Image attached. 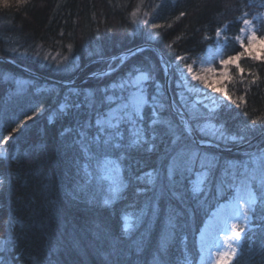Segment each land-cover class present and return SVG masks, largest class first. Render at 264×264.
Returning <instances> with one entry per match:
<instances>
[{
	"label": "trees",
	"instance_id": "trees-1",
	"mask_svg": "<svg viewBox=\"0 0 264 264\" xmlns=\"http://www.w3.org/2000/svg\"><path fill=\"white\" fill-rule=\"evenodd\" d=\"M139 3L140 0H27L22 5L21 0H10L7 6L0 3V56L63 81L72 79L79 71L80 80L106 73L77 86L80 95L69 101L71 107L67 110L60 106L70 87L31 77L39 86L60 91L57 97L53 92L46 99L34 95L40 97L39 103L43 105L35 107L42 110L37 116L34 115L38 112H27L24 103L17 105L18 101L13 100L15 108L11 106V100L6 97L14 89L13 83L0 78V149L4 151V156H0V264H154L156 259L161 264H196L200 258L197 237L201 228L211 211L234 193V188L228 187L230 179H225L223 191L217 194V186L225 178V168L232 163L247 162L249 154L260 155L264 150V137L236 153L203 149L190 141L193 148L215 157L217 167L211 190L193 199L185 179L183 200L166 194L160 201L159 212L154 214L146 209L139 224L133 218V227L127 234L126 214L145 208L153 199L152 191L134 196L133 189L142 186L134 181L121 199L106 205L107 193L100 186L93 184L81 189L82 156L74 144L75 131L68 134L65 130H76L86 120L94 122L96 109L85 106L89 93L99 101L103 89L129 79L138 69L147 71L152 78L148 92H155L156 84L162 86L161 100L166 105L163 115L180 125L171 111L164 70L154 50L136 51L121 66V60H112L141 45L156 46L169 61L174 107L186 115L194 128L203 129L195 132L201 141L235 148L264 131V62L241 60L245 73L258 79L252 85L239 80L238 90H234L243 97V104L222 107L212 115L185 91L173 67L180 56L202 55L214 44L217 30L226 29L229 36H237L241 18L245 13L253 17L262 12L264 0H143L134 22L131 13ZM145 12L152 13L151 17L145 16ZM145 19L147 24L140 23ZM152 23L163 27L153 29ZM259 23L264 30L263 23ZM239 51L232 40L226 55ZM45 54L56 55L57 61L50 62ZM65 58L72 60L68 64L70 71L69 66L59 67L67 65ZM0 69L25 75L2 62ZM53 97L56 101L50 104ZM76 103L81 106L72 107ZM17 111L21 116H15ZM28 116L34 117L27 119ZM148 118L146 110V122ZM254 120L256 124L252 123ZM17 128L19 131H14ZM206 128L212 131L207 132ZM163 147L161 144V150ZM134 155L146 162L137 174L160 163L157 153ZM170 208L179 213L177 227L161 252V242L169 232ZM251 226L233 264H264V203L259 200L251 214Z\"/></svg>",
	"mask_w": 264,
	"mask_h": 264
},
{
	"label": "snow or ice",
	"instance_id": "snow-or-ice-1",
	"mask_svg": "<svg viewBox=\"0 0 264 264\" xmlns=\"http://www.w3.org/2000/svg\"><path fill=\"white\" fill-rule=\"evenodd\" d=\"M4 2L7 6V0ZM142 5L143 0H140L131 13L134 22ZM144 15L151 17L152 13L145 12ZM180 15L183 16L184 13ZM246 15L247 13H245ZM176 19L179 20L180 16H177ZM241 19L244 25L239 29L241 35H237L234 39L239 42L243 51L236 55H230L226 59H220L219 63L223 66L221 84L224 79H228L229 65L235 66L238 73L241 74V82H243L245 69L239 63L242 57L264 62V55H261L264 53V35H258L259 30L254 27L251 20ZM140 23L147 24L148 20H142ZM168 26L171 27V25ZM151 27L156 29L162 28L163 25L152 23ZM216 36L217 38L221 36V30H217ZM224 39L227 40V37ZM245 39H247V43H245ZM258 45L261 46L259 50H257ZM217 54L222 55L223 53L218 49ZM178 59L185 62L182 68L177 66L184 79L190 76L191 80L202 83L205 88H211L213 92L221 93L227 100L239 107L237 100H233V97L229 95L226 86H216L194 70L195 60L187 63V57L180 56ZM205 63L210 64L211 60L202 58L201 66ZM201 70L203 69L201 68ZM208 71L214 72L215 69L209 68ZM130 75L131 79H123L115 83L114 87L109 86V88L103 89L102 99L99 101L96 100L94 94L89 93L85 97V106L96 109L94 122L86 120L76 130L73 128L65 130L68 134L75 131L74 144L79 147L82 156L80 166L84 180L81 185L82 190L93 184L100 186L107 193L104 200L106 205L121 199L132 187L134 181L140 182L142 185L133 189L134 196L141 197L148 191L154 193L153 199L146 203L145 208H140L139 212H133L131 215L126 214L124 218L125 234L133 227V218L137 224L142 221L143 216L146 215V209H151L154 214L158 213L160 201L166 194L174 199L183 200L185 179H188L187 191L193 199L205 196L211 190L214 170L217 167L215 157L193 148L189 143L192 141L194 133L202 132L203 129H196L191 123H185L183 120L179 126L173 124L163 115L166 105L161 100L162 86L156 84L155 92L150 94L148 84L152 78L147 71L138 69L135 74ZM256 79L258 77H254L251 83H255ZM237 99L242 100L243 97ZM97 105L104 107L105 110L100 111ZM80 106L78 103L72 105L76 108ZM146 110L149 113L147 122ZM27 119H32V117L28 116ZM252 123L256 124L257 121L254 120ZM14 131H19V128ZM165 137L168 139L166 140ZM161 144L164 145L163 150L160 148ZM134 153H157L160 163L151 167L150 170L137 174L140 166L146 162L138 159ZM3 155L4 152L0 150V156ZM249 156L248 162L229 164L225 168V178L217 186L219 195L224 189L225 179H230L228 187L234 188L236 195L233 198L230 213L225 220L224 240L215 245V264H230V261L237 257L238 242L251 220L250 214L253 213L258 200L264 203V150L259 156L254 153ZM257 193L260 194L259 197ZM204 202L206 203L207 200ZM130 207L135 208L136 205H130ZM178 215L179 213H176L175 210L169 209L167 220L169 232L161 242V252L166 249L168 241L174 234ZM154 264H161V261L156 259Z\"/></svg>",
	"mask_w": 264,
	"mask_h": 264
},
{
	"label": "rangeland",
	"instance_id": "rangeland-1",
	"mask_svg": "<svg viewBox=\"0 0 264 264\" xmlns=\"http://www.w3.org/2000/svg\"><path fill=\"white\" fill-rule=\"evenodd\" d=\"M10 0H7V2ZM27 0H21V5L25 3ZM0 3H5L4 0H0ZM243 19H249L253 22V25L256 29H258V35H264V30L259 27V22H262L264 25V10L260 13H256L253 17H249L248 14L246 16H243ZM243 23L241 20V27H243ZM238 35H241L239 32ZM245 36L247 34H244ZM224 37H227V40L224 39ZM236 37V36H235ZM234 41L235 48H239L240 51H243V49L240 47L239 42L234 39V37H231L227 34L226 29H221V36L217 38L215 36L214 39V44L211 46H208L206 51L195 58H187V63H191L193 60L196 61V64L194 65V70L199 72L201 75L205 76L210 83L216 85V86H226L227 90L229 92V95L233 97V100H237V103L243 104V99L238 100L237 98L239 97L236 94L235 90H238V81L241 80V74L238 73L237 69L235 68L234 65H229L228 66V79H224L222 84H221V71L223 69V66L220 65L219 61L220 59H226L228 56L226 55V48L229 46L231 41ZM245 43H247V39H245ZM142 46V45H141ZM261 46H257V50H259ZM220 49L222 51V55L217 54V50ZM11 52H15V48L10 49ZM239 51V52H240ZM46 57L49 59V61H57L56 55H52L51 57L47 54H45ZM236 55V54H232ZM261 55H264V53H261ZM230 56V55H229ZM202 58H208L211 60V63H205L201 66V59ZM243 58H248V57H242L239 61ZM250 59V58H249ZM66 62L67 65L64 64L60 65V68H64L65 66L68 67V71L72 70L69 69L70 65L69 62L72 60L64 59V62ZM184 61L177 60L173 67L176 70L177 76L180 79L181 84L183 85L185 91L193 98L195 103L201 104L206 110L209 112V114H214L216 111L220 110L222 107H237L236 104H233L232 101L227 100L221 93H216L211 90V88H205L202 83L198 81H193L191 80V77L188 76L187 79H184V77L181 76L180 71L178 70L177 66H180V68L183 67ZM121 64V62H120ZM119 64V66H120ZM58 65V64H57ZM54 68L57 67L54 66ZM119 68V67H118ZM116 68L115 70H117ZM172 68V67H171ZM201 68L203 70H201ZM215 69V71H208V69ZM76 69V68H75ZM74 71V70H73ZM235 73V76H233V72ZM58 72V70L56 71ZM113 72V71H112ZM234 77L236 78L234 80ZM0 78H2L4 81H9L13 83L14 89L11 90L6 99L11 100V106H15V101L17 102V105L20 103H24L26 106V111H32V112H38L34 116H37L38 114L41 113V111H37L36 108H42L43 105L39 103L40 97L36 98V96H44L46 99L47 96H52L51 94L54 92L53 96H56L59 94V89L58 88H53V87H46V86H39L37 85V82L34 81L33 78L22 75V74H14L10 72H5L0 69ZM131 79V77L129 78ZM253 80L252 76L250 73H243V81L246 82L247 84L251 83ZM249 84V85H250ZM81 85V83H80ZM79 86V85H78ZM31 87H36L35 89H32ZM76 86L70 87L71 89L65 92L64 95V102L61 104L60 108L62 110H67L69 107V101L74 100L76 96L80 95V92L76 90ZM199 89V91H197ZM235 89V90H234ZM33 90V94H32ZM13 100H15L13 102ZM56 101L55 97H53V100L51 101L50 104H54ZM215 101V103H214ZM4 102V101H3ZM16 105V106H17ZM7 107V104L4 103V107ZM42 106V107H40ZM36 107V108H35ZM15 108V107H14ZM4 110V109H3ZM13 110V109H12ZM15 116L19 117L21 116V112L17 111L15 112ZM32 116V117H34ZM181 122V120H180ZM21 126V125H20ZM208 126V125H206ZM210 132L212 131L211 128H206ZM205 129V130H206ZM0 150L3 151L1 148ZM4 152V151H3ZM4 156V155H3ZM259 156V155H257ZM249 161V160H248ZM247 161V162H248ZM194 178V177H193ZM255 190V189H254ZM236 195L235 189L234 193L229 197V199L221 204H219L215 210L210 214L209 218L205 221L200 233L198 234V249L200 252V259L198 263L196 264H215L216 261V252H215V245L220 244L224 240V234H225V220L228 217L231 209V204L233 202V198ZM252 214V213H251ZM250 214V215H251ZM133 223V221H132ZM252 229L251 226V220L246 228L245 233L241 236L240 241L238 242V249L240 250L241 243L245 237V235ZM212 250L211 252L209 250ZM239 255V251H238ZM237 255V256H238ZM236 258L232 259L230 261V264H233L234 260Z\"/></svg>",
	"mask_w": 264,
	"mask_h": 264
},
{
	"label": "water",
	"instance_id": "water-1",
	"mask_svg": "<svg viewBox=\"0 0 264 264\" xmlns=\"http://www.w3.org/2000/svg\"><path fill=\"white\" fill-rule=\"evenodd\" d=\"M145 48H150V49L154 50L160 59V63H161V66L163 67L164 75H165V91H166V94L168 96V100H169V104H170V108H171L172 113L174 114V116H177L181 121L183 120L185 123H190L189 119L186 117V115L183 112L176 111V109L174 107L173 97H172L171 90H170V79H171V74H172V68L170 66L169 61L164 57L163 53L156 46L150 45V44L138 46L136 48L125 51L121 54H118V55L112 57V60L113 61L121 60V64H120V66H121L125 62V60L128 58V56L135 53L136 51H139V50H142ZM0 62L9 65L10 67L22 72L23 74H25L27 76L38 78L40 80H44V81H47L50 83H54V84H58L61 86H66V87L77 85L74 82L63 81V80L55 79L52 77H47L45 75H41L40 73L33 71V70L23 66V65H20L19 63L15 62L13 59L5 57V56H0ZM104 75H106V73H98V74H95L93 76H87L86 78H84L82 80V82H85L91 78L101 77ZM263 137H264V131L261 132L259 135H257L255 138L251 139L250 141H248L244 144H241L235 148H227L225 146H222L220 144H217V143H214L211 141H201L195 133L192 137V140L195 144H197L199 147H202V148L215 149V150H218L221 152H226V153H236V152H239L242 149L256 143L257 141H259Z\"/></svg>",
	"mask_w": 264,
	"mask_h": 264
},
{
	"label": "bare ground",
	"instance_id": "bare-ground-1",
	"mask_svg": "<svg viewBox=\"0 0 264 264\" xmlns=\"http://www.w3.org/2000/svg\"><path fill=\"white\" fill-rule=\"evenodd\" d=\"M33 71H36V72H38L37 70H33ZM38 73H40V72H38ZM79 73H81V71H79L78 72V74L76 75V76H74L72 79H70V80H64V81H70V82H74V83H76L77 84V86L79 85V86H81V85H83V83L84 82H82V80H80L79 79V77H80V74ZM41 74V73H40ZM41 75H43V74H41ZM38 79V78H37ZM79 79V80H78ZM41 81H43V82H47V81H44V80H41ZM50 83V82H49ZM80 83H81V85H80ZM52 84H54V83H52ZM177 119H179L178 117H176ZM179 121H180V119H179ZM181 123V122H180Z\"/></svg>",
	"mask_w": 264,
	"mask_h": 264
}]
</instances>
